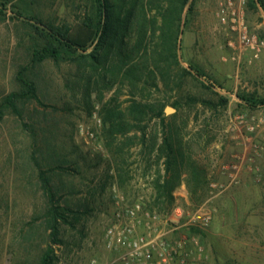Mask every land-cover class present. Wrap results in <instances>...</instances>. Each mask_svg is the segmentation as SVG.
Masks as SVG:
<instances>
[{
    "label": "rangeland",
    "instance_id": "obj_1",
    "mask_svg": "<svg viewBox=\"0 0 264 264\" xmlns=\"http://www.w3.org/2000/svg\"><path fill=\"white\" fill-rule=\"evenodd\" d=\"M107 2L114 21L132 8L123 49L135 44L140 23L146 31L134 53L145 68L136 89L111 76L113 47L93 44L57 61L36 54L51 42L40 29L75 30L95 16L96 0H0V264H40L50 247L54 264H114L104 234L116 211L140 203L158 212L153 182L162 162L151 141L159 123H149L144 145L134 141L123 153L119 175L101 136L102 105L126 108L131 94L162 105L207 173L195 197L183 175L173 205L160 213L179 208L182 223L197 210L210 214L206 226L175 237L183 259L264 264V0H188L183 11L181 0ZM173 46L179 65L159 62ZM93 52L97 60L82 57ZM27 85L36 99L6 105ZM55 206L81 213L61 225L60 246L48 237L46 212Z\"/></svg>",
    "mask_w": 264,
    "mask_h": 264
},
{
    "label": "trees",
    "instance_id": "obj_2",
    "mask_svg": "<svg viewBox=\"0 0 264 264\" xmlns=\"http://www.w3.org/2000/svg\"><path fill=\"white\" fill-rule=\"evenodd\" d=\"M188 0H181L180 11H183ZM2 12L0 11V16ZM113 8L107 0H96V12L94 17L86 18L75 30L60 32L53 27H47V32L40 29L41 33L51 40L40 53L37 52L40 60L51 58L55 61L62 58L63 54H75L77 51H86L95 44L94 51L98 49L115 48L118 53L117 62L109 68L111 76H121L122 81L130 83L132 88H137L142 77L145 75L144 66H141L134 59V53L139 51L137 46L141 45L146 31L142 24L136 32L135 44L130 50L123 49L124 38L126 36L127 23L130 21L132 8H128L126 16L122 19H112ZM169 55L159 58V62L167 64L168 61L178 66L175 47L169 49ZM97 60L95 52L86 56ZM171 67H163L164 74H168ZM185 71V70H183ZM186 72V71H185ZM104 80V79H102ZM110 88L113 82H109ZM141 84H144L141 83ZM140 84V85H141ZM143 87V86H142ZM27 96L35 98L34 88L27 85L25 92L10 94L5 103L9 107L15 108V103ZM127 100L128 105L122 108L115 100L102 105L99 116L102 122V140L108 154L116 163V173L120 174L119 160L123 153L136 145L134 141H139L144 145L147 129L152 120L160 125V136L151 141L152 150L157 147L158 160L161 161V168L157 170L153 182L156 193V203L161 205L158 214L168 211L173 205V192L180 184L182 176H186V185L191 196H199L200 190L207 184V173L204 168L197 164L188 154L189 148L185 147L178 131L169 123H166L164 111L161 104L136 99L133 94ZM36 99V98H35ZM261 104L264 102L260 101ZM175 108V105H173ZM0 110V116H1ZM150 142V141H149ZM48 218L47 228L49 230V242L52 245H62L60 239L61 225H70L71 221L77 222L81 213L70 208L55 206L46 212ZM55 255L50 247L41 257L40 264H54Z\"/></svg>",
    "mask_w": 264,
    "mask_h": 264
},
{
    "label": "built area",
    "instance_id": "obj_3",
    "mask_svg": "<svg viewBox=\"0 0 264 264\" xmlns=\"http://www.w3.org/2000/svg\"><path fill=\"white\" fill-rule=\"evenodd\" d=\"M211 221L207 211L197 210L182 223V211L161 215L146 210L142 204L120 207L104 239L115 252L114 264H189L182 257V231L191 226H206ZM191 245L201 251L195 238Z\"/></svg>",
    "mask_w": 264,
    "mask_h": 264
},
{
    "label": "water",
    "instance_id": "obj_4",
    "mask_svg": "<svg viewBox=\"0 0 264 264\" xmlns=\"http://www.w3.org/2000/svg\"><path fill=\"white\" fill-rule=\"evenodd\" d=\"M165 112H166V113L172 112V109H171V108H167V109L165 110Z\"/></svg>",
    "mask_w": 264,
    "mask_h": 264
}]
</instances>
